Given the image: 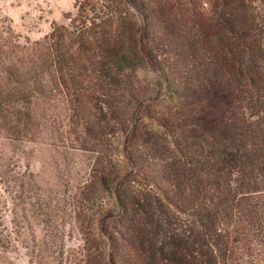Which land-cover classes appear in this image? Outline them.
Instances as JSON below:
<instances>
[{"label": "trees", "instance_id": "16d2710c", "mask_svg": "<svg viewBox=\"0 0 264 264\" xmlns=\"http://www.w3.org/2000/svg\"><path fill=\"white\" fill-rule=\"evenodd\" d=\"M170 2L102 0L98 4L107 11L105 19L96 15L90 24L79 19L76 51L62 48L56 28L27 49L17 45L11 28L0 25V69L9 80L18 74L10 58L22 61L24 55L35 54L36 62L32 59L31 64L46 70L55 91L80 94L88 89L90 81L83 84L79 79L78 72L83 71L93 82L91 88L98 90V98L94 97L104 104L112 100L107 88L116 72L153 67L165 105L158 115L144 106L143 114L149 123L155 120L154 125L166 130L178 129L173 135L166 132L174 147L162 153L163 148L152 141L158 132L150 128L145 137L138 118L128 143L136 142L162 160L163 181L179 192L178 204L169 201L172 210L155 198L157 203L148 207V197L134 186V172L122 161L102 168L98 185L108 195L101 207L102 219L109 218L111 205L118 207L114 220L98 228L109 240L111 264H264V79L260 78L264 35L251 34L249 21H242L247 20L239 6L244 0L208 1L209 10L193 14L198 29L191 32L183 27L177 34L171 31L170 14L182 10L166 7ZM78 3L83 14L85 7ZM131 8L149 22L141 25ZM102 18L117 32V45L106 42ZM196 42L209 58L210 72L208 64L200 63ZM163 44L175 45L179 65L155 53V47ZM89 46L96 52L94 59L87 55ZM2 54L9 62L1 59ZM18 77L15 82H20ZM213 77L219 80L207 86ZM232 79L238 83L234 87ZM27 90L28 97L36 92V88ZM12 94L11 88L5 90L9 98ZM26 95L22 90L21 98ZM242 107L246 111L236 113ZM123 151L136 174L163 191L161 177L150 174L152 165L141 163L140 155L128 145ZM178 213L187 219L180 229L172 219Z\"/></svg>", "mask_w": 264, "mask_h": 264}, {"label": "rangeland", "instance_id": "374dc122", "mask_svg": "<svg viewBox=\"0 0 264 264\" xmlns=\"http://www.w3.org/2000/svg\"><path fill=\"white\" fill-rule=\"evenodd\" d=\"M79 1L85 7L83 14L77 9ZM171 1L166 7L174 5L177 9L173 11L182 10L170 14L174 21L171 31L177 34L183 27L191 32L197 30L193 14L203 15L204 8H211L210 0ZM78 2L0 0V25L11 28L17 45L27 49L43 42L56 28L62 48L76 51L75 34L82 24L79 19L90 24L96 15L105 19L107 13L98 4L102 0ZM239 6L247 19L242 21H249V32L264 35V0H244L243 6ZM130 11L136 13L141 25L146 23L147 20L134 9ZM102 20L106 42L117 45L119 41L114 39L117 32H113V25ZM147 33L150 37L151 32ZM149 40L147 37L148 45L154 48V42ZM88 48V57L94 59L96 52ZM195 48L200 63L208 64L206 69L210 72L208 56L197 42ZM176 49L173 44H163L155 47V53L179 65ZM1 59L9 62L3 54ZM32 59L36 62L35 54L30 53L24 55L22 61L10 58L14 62L13 71L16 73L14 69L17 68L20 77L15 74L8 80L0 69V264H111L109 240L98 228L100 223L114 220L118 207L111 205L110 214L106 216L109 218L102 219L101 207L108 196L98 185L102 168H113L122 161L134 172L137 179L134 186L148 197V207H152L153 201L157 203L155 198L163 207L172 210L169 201L178 204L179 192L172 186H165L163 181L166 176L162 173V160L152 155L148 148L137 146L136 142L128 143L135 131L133 124L140 119L147 132L145 137L150 128L158 132L152 136V141L163 148L162 153L174 147L173 138L166 132L173 135L178 129L166 130L154 125L155 120L149 123L143 114L146 113L144 106L154 110H150L151 115H158L165 105L157 91L156 71L151 67L116 72L107 88L112 100L102 104L95 98L99 96L98 90L91 88L93 82L85 76L86 72L78 73H82L79 79H83V84L88 80L92 82L88 83V89L80 94H73V90L62 93L54 90L55 84L46 70H40L36 63L31 64ZM38 73L37 78H31ZM261 74L260 78L264 79V69ZM16 77L20 82L14 81ZM54 79L56 82V77ZM218 80L213 77L210 85L207 81L205 84L212 87V81ZM232 82L234 87L237 81L232 79ZM7 88H11V98L5 95ZM28 88H36L33 96L28 97ZM21 89L27 93L25 98H21ZM139 105L142 107L138 109ZM240 111L246 109L239 108L236 113ZM123 145L132 147L140 155L141 163L152 165L150 174L154 178L161 177L163 191L136 174L124 156ZM172 219L178 229L187 220L179 213ZM118 242L122 241L118 239Z\"/></svg>", "mask_w": 264, "mask_h": 264}]
</instances>
